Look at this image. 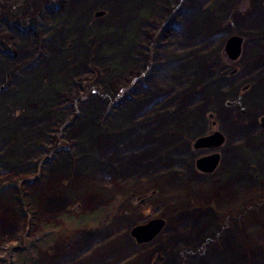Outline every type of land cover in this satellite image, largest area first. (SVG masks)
I'll return each mask as SVG.
<instances>
[{"label": "rangeland", "instance_id": "rangeland-1", "mask_svg": "<svg viewBox=\"0 0 264 264\" xmlns=\"http://www.w3.org/2000/svg\"><path fill=\"white\" fill-rule=\"evenodd\" d=\"M15 1L17 5L13 3L6 8L10 2L0 0L1 32L9 29L8 25L13 21L11 12L20 10L18 13L23 19L27 17L26 32L35 35L43 30L47 38L55 34L53 18L58 12L49 13L43 7L51 0H34V6L26 4V0ZM119 1L111 10L92 3L87 9L92 19L100 17V21L108 23L104 24L107 27H116L113 23L118 20V33L112 38L127 43L125 54L120 55L121 61L127 62L129 52L136 54L140 50H131L129 43L137 25L140 20V26L146 22L143 14L136 20L137 12L142 13L143 6H151L148 0ZM178 1L171 0L170 6L144 11L150 13V18L142 29V41L138 39L141 44L139 59L143 64L146 56L154 55L151 64H155L142 82H139L140 78L142 80L139 73L129 70L126 80L119 84L126 88L132 81L135 86L132 93H124L116 99L115 95L104 96L97 116L87 125H80L86 110L90 109L85 82L98 78L96 70L102 72L104 69L108 76L118 73L117 63L109 71L102 63L105 55L110 59L116 57L103 49L106 39L97 36L95 42L92 35L83 38L97 29L96 26L75 21L79 27L72 26L80 31L81 37L80 42L74 44L58 32L62 35L58 40L70 44V48H66V57L74 52V63L81 68H75L69 74L74 83V97L68 96L66 91L57 97V101L49 105L54 106L52 116L44 111L33 112L37 108L28 109L24 103L25 100L33 102L34 98L49 100L55 95L62 80H57L58 87H54L42 79L50 82L56 79V72L64 67L59 56L47 65L51 58L46 57L49 47L47 43L37 46L36 38L31 45L32 52L26 56L20 52L10 54V50L0 48V62L8 64L0 75V100L8 103L1 108L5 117L0 116V175L6 174V180L15 183L14 190L18 189L20 194L24 192L30 196L39 191L33 199L35 215L29 224H23L24 218L13 206L0 205V264L8 261L9 264H107V261L137 264L138 260H141L140 264H264V124L261 121L264 117V0H221L219 5L214 4L216 0H200L201 3L184 0V6ZM72 3L77 4L75 0ZM38 9L47 14L45 23L37 12L30 16ZM98 11L102 14L95 15ZM15 16L16 20L22 19ZM227 21L230 26H224L223 22ZM180 22L181 31L166 29L170 23L178 25ZM130 23L133 27L125 32L123 29L131 27ZM174 31L181 35H172L174 40L170 46L173 51H161L160 39L168 40V35ZM106 32L108 34V30ZM187 33L189 37L183 39ZM233 34L241 38L240 52L236 59H229L224 55V45ZM150 36L154 38L153 42L149 40ZM57 50L53 49L55 55ZM186 60H193L190 67V64L185 65ZM38 63L45 69L37 70ZM32 70L38 72L37 79H40L36 81L34 94H28L20 87L16 88L14 82L24 72ZM171 71L179 77L173 76ZM161 85L168 88L160 90ZM188 86L195 91L182 95V90ZM150 90L156 94L146 103H140L126 115L122 113L130 104L136 105L133 102ZM76 95L77 103L74 102ZM2 102L1 106L4 105ZM29 105L35 106V103ZM22 109L27 114L25 117L21 115ZM7 111L19 120L10 119ZM61 113L64 116H57ZM121 120L125 122L120 123ZM184 123H188L185 129H174L176 133L171 134L164 132L173 130L171 125ZM26 126L32 127L33 132L30 129L24 133ZM45 126L43 134H38ZM97 126L108 129L107 134L96 129ZM114 127L121 133H111ZM34 128L38 130L34 132ZM141 129L151 136L146 133L141 140L138 133ZM212 130L222 133L224 140L220 146L193 147L196 138ZM179 134L185 138H180ZM63 135L66 136L64 141L60 139ZM12 140L18 142L17 148L10 145ZM21 143L39 146L40 150H23ZM119 144L123 149L116 147ZM5 148L7 151L14 148L13 163H6ZM108 151L112 152V164L106 162L108 165L97 166L90 156L94 152L102 155ZM211 152L218 153L216 166L210 172L199 171L195 160ZM10 164L13 166L9 167ZM89 178L92 181L112 180L119 188L137 193L145 189L152 193H135L128 200L115 197L112 201H104L105 196H91L79 203L69 197V192L52 189L61 180L76 190L77 180L83 186ZM155 178L174 181L176 186H167L165 190ZM185 180L196 182L197 187L205 184L221 186H216L218 188L207 195L185 192L183 201L176 203L170 195L176 196L184 189L182 183ZM43 186L50 190L44 192L46 187ZM159 192L162 201L155 199L154 193ZM0 193L6 201L14 197L8 187L0 188ZM54 202L57 203L54 208H46ZM152 218H160L164 223L150 240L137 242L130 230ZM23 232L25 235L21 237ZM22 240L25 245L17 249ZM113 242H117V246L102 248ZM12 246L14 248L7 254ZM98 248L103 251L96 253Z\"/></svg>", "mask_w": 264, "mask_h": 264}, {"label": "trees", "instance_id": "trees-1", "mask_svg": "<svg viewBox=\"0 0 264 264\" xmlns=\"http://www.w3.org/2000/svg\"><path fill=\"white\" fill-rule=\"evenodd\" d=\"M4 1L10 2L8 5H5L6 8L8 6H12L13 3H15L17 5L15 0H4ZM33 1L34 0H26V4H31L32 6H34ZM72 1L73 0H51V2H46L43 5V7L49 13H52L53 10H56L58 12V16L54 15L55 18H53V22H54V25L56 27V30H55L56 32L50 38L44 37V34H43L44 31L43 30H40V32H37L35 35L30 31L26 32L25 30H26L27 24L25 22V19L27 17L25 15H23L24 17H26L23 19V17L18 13V12H20V10L12 11L11 12L12 17L10 19L13 21H10V23L8 25L9 29L3 30L2 32L0 31V48L4 49L5 51L10 50L9 51V52H11L10 54H16V53L20 52V54L22 56H26V54H29L32 52L31 50L33 49V47L31 45H34L33 44L35 42L34 38H36L37 46L40 44L47 43L46 45L49 47L47 54H46V57H47V59H49L50 57L51 58L48 60L47 65L50 66L51 64H49V61L53 62L55 59H57V56H59V61H61L64 64L63 65L64 67H63V69H60L56 72V76H57L56 79L54 81H51V82H50V80L42 79V81L44 83H51V85L52 86L54 85V87H56V86L58 87L57 80H62L63 83L61 84L59 89L57 88L55 95L53 97H51V94H48V96L51 97V98H49V100L44 99V98H40L38 101L36 100V98L32 99L33 102L35 103V106L34 105L30 106L29 104H31L33 102L29 101V100H25V103H24L28 106V109H30V107H33L34 109L37 108V110H35V111L33 110V112L44 111L47 114L49 113L50 116H52L55 113L54 112V106H49V105L51 103L57 101V97H61V95L63 94L64 91H66L68 96L74 97V92H73L74 88L72 87L74 83H73L71 75H69V74H70V72H74L75 68L80 69L81 67H79L77 64L74 63V61H75L74 55H73L74 52L71 56L66 57V55H65L66 50L68 48H70L69 47L70 44H74V42H77V41L80 42L79 41V37H81L80 31L78 29H76V27H74V26L76 25L77 27H79L78 24L82 23V22L84 23L85 26H88L87 23H89V24L91 23V25L96 26L97 29H95L94 31L92 30L93 32L91 31L90 33L86 34V36H84L83 38L90 37V35H92L94 37L95 42L97 40V36H98V38H102V37L105 38L106 41L104 42V45L102 46L103 49L107 53H112L113 55H116V57L113 59H110L106 55L103 56V54L100 52V56H103V59H104L102 63H104V65H107L108 71L114 65V63H117L118 73L116 76H111V75L108 76L107 73H104V69H102V72H101V70H98V71L96 70V74L98 73L97 74L98 78L90 79V80L85 82V84L87 85L86 88H87V92L89 95V99H88L89 103L88 104L90 106V109L87 108L88 109V110H86L87 114L84 118L82 117L80 125H83L85 123H86L85 125H87L94 117L97 116V113L99 112L98 111L99 105H100L102 98L104 96L109 97L111 95H115V99H116L118 96H121L124 93L125 94L130 93V91L132 93V90L135 88L134 83L132 81H130L131 83L129 85H127L126 88H123V86L121 84H119L120 81L126 80V76L128 75L129 70H134L135 72L139 73L138 76L141 75L142 80L140 78L139 82H142L144 80L143 79L144 76H146V74L149 72V70H151L152 65L155 64V63L151 64V62L153 61L154 55L153 56H151V55L146 56L145 57L146 61L142 64V62H140L139 52H138V51H141V44L138 41V39L140 38V40L142 41V39H143L142 38V34H143L142 29H144L145 24L148 25V22H149L148 19L150 18V13H145V12L151 8H155V10H156V8L157 9L158 8H164L163 5L170 6L171 0H148L150 2L149 4L151 7L143 6L142 7V9H143L142 13L137 14V16H136L137 21L139 19V15L143 14V15H145V18H146L145 21L146 22L142 26H140L141 22H142L140 20L138 25H137L138 29L135 31L134 37L129 43L131 45V50H137V49H140V50H138L136 54L135 53L132 54L129 52L127 62H125L124 60L122 62L121 57H120L121 54H125L124 53L125 49L128 48L127 43H120L119 41H116V39L114 40L112 38V35H114V33H118L117 32V29H119L118 20L115 19L114 23L113 22L109 23V24H112V23L116 24L117 29L115 26H112V27L108 26L107 27L104 24H108V23H104V22L100 21V17L92 19L90 14H88L89 10L87 9L92 4H102L104 7H108L109 10H111L113 8H116V6L120 3V1L119 0H82V1L81 0H75L77 2V4H75V5L72 3ZM190 1L193 3L196 0H190ZM198 1L201 3L200 0H198ZM183 2H184V0L178 1V3L180 5L184 6ZM90 3H92V4H90ZM220 3H221V0H216L214 2V4H216V5H219ZM261 5H263V2H261ZM5 7H3V11H5ZM15 9H13V10H15ZM34 9H36V8L34 7ZM36 12L38 15L42 16V18L44 19V23L46 21H48L47 14L46 13L43 14V10H41V9L35 10L32 15L30 14V16L32 17L33 15H36ZM15 15H17L19 17L21 16L22 19L20 21L16 20ZM108 18H109V15H108ZM68 19L71 20L72 22L69 21ZM75 21L78 24H76ZM62 23H64L63 27H61ZM223 24H224V26L227 24L229 26L231 25L229 21L223 22ZM72 25H74V26H72ZM174 25H176V26H174ZM180 25H181V22H180V24L178 23V25L176 23L175 24L170 23L166 29L171 28L175 31L178 30V32H179V30L181 28ZM222 25H221V27H224ZM176 27H177V29H176ZM219 27H220V25H219ZM107 30H108V34H105V33H107L106 32ZM123 30L125 31V29H123ZM37 31H38V29H37ZM126 31H129V29H126ZM175 31L170 33V35H168V37H169L168 40H164V38L160 39V45L162 46L161 51L164 52V51H167L168 49H169V51H173V48H171V46H170V45H172V42L174 40V37H172V35L175 37L179 36V34L181 35V33L175 34ZM58 32L64 34L66 38H70L72 40V43L69 44V43L63 42L62 40H58V37L62 36ZM103 34H105V35H103ZM15 35L20 36V37L17 39V36H15ZM163 36H164V33H163ZM170 37H172V38H170ZM181 37H180V39H182ZM188 37H189V34L187 33L186 35L183 36V39H186ZM165 39H167V37ZM94 40L92 41L93 44L95 43ZM149 40L153 42L154 38L150 36ZM83 41L85 42L86 40L83 39ZM89 42L90 41L86 42L85 45L86 46L89 45ZM108 42L111 43V45H108ZM91 46H92V44H90V47ZM53 49H58L57 50L58 52L56 53V55L53 53ZM36 50H38V47H36ZM52 53L55 56H52ZM166 53H168V52H166ZM41 56H42V54H41ZM157 56L158 55H156V57ZM119 58H120L119 61L116 60ZM179 58L181 59L183 57L179 56ZM199 58L200 57H198V59ZM181 60L183 61V60H185V58L181 59ZM58 62H57V64H58ZM184 62L186 63L185 65L190 64L189 65V67H190L193 60L192 61L186 60ZM42 65L43 64L38 63L36 69L39 71H42L43 69H45V66L42 67ZM7 66H8V64L6 62H2V61L0 62V75H1V71H3V70L5 71V68ZM47 68H48V66H47ZM186 71H188V70H186ZM170 73L173 76L179 77L178 73H175L174 71L173 72L171 71ZM37 74H38V72L36 70L24 72V74H22V76H19V79L16 82H14V85L17 86L16 88L20 87L21 90H25V92H28V94H29V92L34 94V92H35L34 88H36L35 86H37L36 81L38 79H40V77L37 79ZM136 77H134V78H136ZM194 77H195L194 80H196L197 79L196 75H194ZM59 78H61V79H59ZM32 85H34V86H32ZM9 87L11 88L12 86L10 85ZM160 87H161L160 90H165L166 88H168V86H162V85ZM64 88H66V89H64ZM125 89H126V92H123ZM11 91L12 90H10V92ZM191 91H195V90H193V88H189V86H188L186 89L184 88V90H182L181 94L184 95V94H187ZM157 92H158V90H157ZM155 94H156V91L150 90L145 96H143L142 98L137 99L135 102H133L136 105L130 104L129 106H127L123 110L122 113L125 115L127 113H130L135 108V106H138L140 103L141 104L146 103ZM95 97H98L99 99H94ZM46 98H47V96H46ZM78 100H79L78 95H76L74 98V102L77 103V102H79ZM0 102H2V101L0 100ZM3 104L4 105H2V106L0 105V116L1 117H5L4 114L1 113V108L6 107L8 105V103H6V104L3 103ZM92 106L94 108H92ZM78 109H79V107H78ZM7 112H9V114H10V119L19 120V118H15V116H13L12 112H10V111H7ZM21 112H22V114H21L22 117H25L27 115L24 109H22ZM57 116H64V114L61 113ZM187 124L188 123L179 124V126L177 124L171 125V128L173 130L169 129V130L164 131V132L167 134H171L172 132L176 133L174 131V129H185L186 127H188ZM28 125H30V124L28 123ZM77 126H79V124ZM113 126H116V125L114 124ZM125 126H127V125H125ZM131 126H134V125L131 124ZM7 127H6V129H7ZM122 127L123 126H121V128ZM45 128H46V126L41 128L38 131V134H43V131ZM97 128H99V131H102V133L107 134L106 131L108 129L106 130V129L102 128V126H97L96 129ZM114 128H115V129H113L114 131L110 130L111 133H121V132H117V131H119L117 129V127H114ZM121 128H120V130H121ZM25 129H26V131L24 133L29 132L30 129L33 132L32 127L29 128L28 126H26ZM36 130H38V129L34 128V132ZM141 130H139L138 133L140 134L141 140H142L146 137L144 135L147 133V131H145L144 129H141ZM7 132L10 133L9 130ZM195 133L197 134V132H195ZM179 135H181V134H179ZM147 136H148V133H147ZM149 136H151V135H149ZM65 138H66V136H64V135L60 137V139H63V141L65 140ZM180 138L184 139L185 136L182 134L180 136ZM17 143L18 142L13 143V140H12L10 145L12 144V146H14V148H17V145H18ZM43 144H45V141L43 142ZM21 145H22V143H21ZM22 146H23L22 147L23 150H30L33 152L40 150L39 146H31L28 144H24ZM116 147L123 149L122 144L116 145ZM14 148H11L10 149L11 151L10 150L7 151V148H5L4 152L7 151L6 163H11V162L13 163L12 158L16 154V152L14 154V151H13ZM164 150H167V149H164ZM4 152H2V153H4ZM111 154H112V152H110V151H108L105 154L103 153L102 155L99 154L98 152H94L90 156H92L93 159L96 160L97 166H101V165L104 166V165H108L106 162H109V164H112L111 157H110ZM77 161H79V160H77ZM144 161H147V160H144ZM70 163L72 164L73 162H70ZM113 163H115V162H113ZM11 166H13V165L10 164L9 167H11ZM90 179H92V178L85 180L83 186L76 189V190L72 189L69 184H67L65 181H61V180L58 181L52 187V189L61 191V193H66V191L69 192V194H70L69 197H71L73 199V201L79 202V203L82 202L83 199H85L86 197H91V196L94 198H96L97 196H105L103 198L104 201H112L115 197L122 198L124 200L125 199L128 200V198L132 197L135 193H137L136 191H134L132 189H127L124 187L119 188L118 185H116L112 180L92 181ZM158 179L159 178H157V179L155 178V181H160ZM160 179L164 180L163 178H160ZM18 182H20V181H18ZM143 184H145V183H143ZM3 187H8L9 190L14 194V197L12 200L6 201L5 199H2V195L0 193V205L5 204L8 206L9 205L13 206L14 210L17 211L19 216L24 218V219H22L23 224H25V225L29 224L31 219L35 215L34 208H33V199H35V197H36L35 195L38 194L39 191L35 192L34 195H30V196L26 195L24 192L20 194V191L18 189L14 190V188L16 187L15 183L9 182L8 180H6V174H4L3 176L0 175V188H3ZM44 187H46V186H44ZM48 190H50V189L48 187H46L44 189V192H47ZM165 190H167V189H165ZM150 191L151 190H147V189L141 190L140 192L137 193V195H145V194H148ZM151 193H152V191H151ZM154 195H155L156 200H161V198H162L161 192L156 193V194L154 193ZM24 235H25V232H23L21 237ZM23 244L25 245L24 240H22L21 246H18V244H17L18 248L17 247L16 248L21 249ZM108 245H106V246H108ZM106 246H104V247L102 246V248H104L106 250ZM102 248H98L96 250L97 251L96 253H101V251H103ZM87 251H89V249H87ZM106 263L107 264H116V262L113 263L111 261H107Z\"/></svg>", "mask_w": 264, "mask_h": 264}, {"label": "water", "instance_id": "water-1", "mask_svg": "<svg viewBox=\"0 0 264 264\" xmlns=\"http://www.w3.org/2000/svg\"><path fill=\"white\" fill-rule=\"evenodd\" d=\"M102 12L98 11L95 15H101ZM241 38L235 34L229 36L224 45V55L229 59H236L240 52ZM264 124V117L261 118ZM224 137L221 132L212 130L208 134L198 137L193 142L194 148H215L222 144ZM218 153L211 152L208 155L199 157L195 160V167L201 172H210L217 164ZM164 221L160 218H152L145 223L138 224L132 227L130 234L137 242H145L150 240L160 229ZM14 247H10L7 254ZM5 264H9L6 262Z\"/></svg>", "mask_w": 264, "mask_h": 264}, {"label": "bare ground", "instance_id": "bare-ground-1", "mask_svg": "<svg viewBox=\"0 0 264 264\" xmlns=\"http://www.w3.org/2000/svg\"><path fill=\"white\" fill-rule=\"evenodd\" d=\"M233 4H236V1L233 3ZM143 9H141V11H142ZM140 13V10L137 12V14H139ZM129 26H131V27H128V29L129 30H131V28L133 27V24L132 23H130V25ZM127 29V28H126ZM125 29V30H126ZM36 87V86H35ZM35 89V88H34ZM48 90V89H47ZM44 91H46V90H44ZM125 121L124 120H121L120 121V123H124ZM86 131H89V129L88 128H86ZM195 136H197V134L195 135ZM15 154V153H14ZM61 173V172H60ZM158 180H160L159 182H161L162 183V185H163V187L165 188V189H168V187L167 186H176L175 185V182L174 181H171V180H168V181H166V180H162V179H158ZM76 185L78 184V188H80L82 185H81V182H80V180H77L76 182ZM228 184V183H227ZM218 185H220V184H217V185H211V184H205V185H202L201 187H197L198 185L196 184V182H194V181H192V180H185L183 183H182V186H184V187H182V188H184V189H182L181 191H179V192H177L176 193V196L175 195H170L172 198H174V199H176V203H180L181 201H183V199H184V193L185 192H188V191H191V192H194V193H197V194H202V195H207V194H209L212 190H214V189H216V188H218V187H216V186H218ZM221 186V185H220ZM44 187V186H43ZM178 187V186H177ZM216 187V188H215ZM77 188V189H78ZM178 188H181V187H178ZM187 188H188V190H187ZM234 202V201H233ZM57 205V203L56 202H54V204L53 203H51L50 204V206H47L46 208H54L55 206ZM41 207V206H40ZM117 246V242H113V243H110L108 246H106V248H112L113 246ZM120 250V249H119ZM119 250H117V254L119 253ZM140 262H141V260H138V262H137V264L139 263L140 264Z\"/></svg>", "mask_w": 264, "mask_h": 264}, {"label": "flooded vegetation", "instance_id": "flooded-vegetation-1", "mask_svg": "<svg viewBox=\"0 0 264 264\" xmlns=\"http://www.w3.org/2000/svg\"><path fill=\"white\" fill-rule=\"evenodd\" d=\"M8 263H9V261H8Z\"/></svg>", "mask_w": 264, "mask_h": 264}]
</instances>
